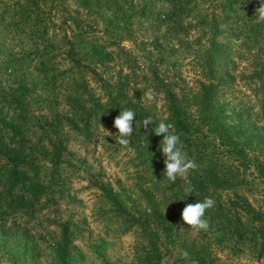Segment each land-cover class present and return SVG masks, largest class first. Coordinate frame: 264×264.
<instances>
[{
    "label": "trees",
    "instance_id": "16d2710c",
    "mask_svg": "<svg viewBox=\"0 0 264 264\" xmlns=\"http://www.w3.org/2000/svg\"><path fill=\"white\" fill-rule=\"evenodd\" d=\"M72 1L80 4L77 9H72ZM107 1L114 7L129 3L128 0ZM196 1L134 0V4L142 6L146 13L160 6L157 20L165 28L160 36L154 37L150 43H144L143 53H159L163 56L171 53H201L194 58L200 63L203 74L208 76L206 82L200 85L198 95L191 101L178 93L180 90L177 82L171 77L170 69H162L160 74L155 71L154 79L158 83L146 86V89L150 88L165 98L168 114L165 123L173 125L171 130L180 136L184 150L198 165V168L190 170L186 177H178L175 183L164 175L165 158L159 149L163 137L146 133L142 127V121L151 117L153 124L149 125V129L155 128L158 125L155 115L152 116L146 111L144 113L142 108L140 113L136 112L134 131L129 138L156 181L152 184L156 191L153 187L142 191L147 207L152 209V212L144 214L146 219L132 217L134 223L141 222V231L147 238V253L143 264H165L166 254L163 250L170 248L190 254L193 252L199 264H217L215 251L219 247L233 255L253 253L256 256H264V209L256 207L245 195L246 190L243 188L247 184L243 169L247 170L245 163L249 162V156L244 143L239 141L241 131L238 129L241 127L231 123L234 116L242 111L229 107L225 94L227 88H231V78L226 76L227 72L220 73L222 67L235 62L234 53H260L257 59L255 56L251 57V64L257 67L253 73V85L255 83V91L264 90V21L259 20L256 14L260 3L256 0H209L208 7H198L195 10L194 3L191 9ZM248 2L249 6H246L244 3ZM86 3L89 5L91 2L0 0V90L4 87L15 94L9 104L15 108L12 117L0 110V154L5 156L8 162H13L12 169L5 173L11 177L9 181L3 175L2 169L0 181L3 187L10 190L9 196L13 199L39 202L45 197L47 203L56 202L53 195L50 196V179L42 180L39 170L30 172L18 147L9 153L1 134L6 132L20 136L21 142L25 144L23 130L26 128V116L44 109L52 111L51 108L60 105V98L68 91V98L79 97L82 82L78 76L82 69L89 68L84 64V58L87 60L94 55L97 59H93V64L101 66L110 58L111 53H114L107 52L106 46L96 42L91 37L89 27L84 25L83 11L86 9ZM189 17L194 20L199 34L195 40L191 35L192 23L186 21ZM193 44L198 45L196 51H193ZM257 45L259 47L256 50L254 47ZM118 49L116 53H132L120 46ZM54 53L66 56L70 67L65 70L55 69L53 59L57 56ZM25 67L37 69L47 80L44 97L35 95L33 88L20 73V69ZM93 72L98 74L95 70ZM66 73L71 82L62 92L57 93L59 86L56 78ZM131 83L129 75H119L116 81L109 84L105 82L102 86L106 88V96L111 100L109 103L101 101L102 105H95L91 111L92 116L108 112L112 118L118 116L130 102L129 92L141 91L137 87H131ZM35 101L37 104H34ZM194 107L195 110L191 111ZM262 107L264 115V104ZM75 128L82 135H92L88 119H85L82 125L76 124ZM48 133V141L54 150V166H58L67 150L63 131L51 128L50 131H45L46 135ZM211 136L218 141V145L213 148H210ZM229 154L231 160L232 154H236L240 163L235 164L232 161L227 167L222 165L219 157H227ZM8 164H5L6 168L9 167ZM162 185L165 189L158 193ZM189 187L193 188L191 193L185 191ZM158 194L176 203L175 208L166 215L160 212L162 208L160 209ZM118 196L110 190L111 199L116 200ZM205 197H212L216 202L215 206L205 213V217L210 221V228L208 231H196L198 236L195 238L198 243L186 245L177 240L181 231L191 229L181 219L182 210L186 204L203 201ZM116 202L120 204L117 200ZM123 206L121 204L120 209H127ZM63 248L67 255V242ZM181 263L184 264L183 260Z\"/></svg>",
    "mask_w": 264,
    "mask_h": 264
},
{
    "label": "rangeland",
    "instance_id": "374dc122",
    "mask_svg": "<svg viewBox=\"0 0 264 264\" xmlns=\"http://www.w3.org/2000/svg\"><path fill=\"white\" fill-rule=\"evenodd\" d=\"M128 1L115 7L107 0H89L91 3L85 4L84 25L91 30V37L106 46L107 52L114 53L101 66L93 64V59H97L94 55L87 60L84 58V64L89 68L82 69V73L78 74L82 82L80 96L68 98V91L60 98L61 104L53 106L52 111L44 109L28 114L26 128L23 130L25 144L21 142L20 136L6 132L1 134L9 153L18 147L30 172L39 170L42 180L50 179V196L53 195L56 202L47 203L45 197L39 202L13 199L9 196L10 190L3 187L0 181V264H143L147 253V238L141 231V222L134 223L132 217L146 219L144 214L152 212L147 207L142 191L150 187L156 191L152 185L156 181L142 156H138L130 138L127 147L116 142L118 130L113 126L114 118L110 113L92 116L91 111L101 101L109 103L111 100L106 96V88L102 86L105 82L109 84L116 81L119 75H129L133 83L130 86L141 91L129 92L130 102L125 109L140 113L142 108L144 113L146 111L155 115L157 124L162 120L165 122L168 115L165 98L155 92L154 100L144 98V93L150 89H146V86L157 82L153 73L159 71L160 74L162 69H170L171 77L178 84V93L190 101L198 95L200 85L206 82L208 76L203 74L200 63L194 58L201 53H171L167 56L143 53L144 43H150L165 29L157 20L160 6L146 13L142 6L134 4V0ZM208 1L197 0L191 9L194 3L195 10L198 7L206 8ZM256 1L260 3V0ZM70 4L72 9L80 5L75 1ZM244 4L249 6V2ZM186 21L192 23L191 35L195 40L199 37L195 22L190 17ZM119 46L132 53H116ZM197 47V44H193V51ZM54 54L57 56L53 59L55 69L65 70L70 67L66 56ZM252 56L257 59L260 53H234L235 62L222 67L220 73L227 72L226 76L231 78V88H227L225 94L229 107L242 111L234 116L231 123L241 127L238 129L241 131L239 141L244 143L250 157L249 162L245 163L247 170L243 169L247 184L243 189L256 207L264 209V90H254L253 73L257 67L251 64ZM20 73L33 88L35 95L45 96L47 80L37 69L25 67L20 69ZM56 82L59 93L68 86L71 79L66 73L56 78ZM13 98L15 94L9 90L4 87L0 90V110L8 117L15 113V108L9 106ZM34 104H37L36 101ZM190 110H195V107ZM85 119L91 123L90 137L80 134L75 128L76 124H84ZM51 128L63 131L67 149L58 166H54L52 158L54 150L48 141L50 132L45 134ZM210 138V148L217 146L218 141L212 139V136ZM229 157L230 154L227 157L220 156L219 162L226 167L232 161L240 163L236 154H232V160ZM8 161L0 154V169L7 180L11 177L5 173L13 166V162ZM6 163H9L8 168L5 167ZM162 189L164 191L165 186L159 187L158 193ZM110 190L119 195L116 198L119 205L109 197ZM158 197L162 208L160 212L163 214L175 208L176 203L172 199H165L161 194ZM121 204L127 209H120ZM196 235L195 230L186 229L181 231L177 240L186 245L197 244ZM66 242L67 255L63 248ZM163 251L166 254L165 264H182V260L184 264H191V260L197 257L192 252L189 253L190 259L186 260L182 257V250L173 251L170 248ZM215 254L217 264H264V256L253 253L233 255L219 247Z\"/></svg>",
    "mask_w": 264,
    "mask_h": 264
},
{
    "label": "clouds",
    "instance_id": "9594fccd",
    "mask_svg": "<svg viewBox=\"0 0 264 264\" xmlns=\"http://www.w3.org/2000/svg\"><path fill=\"white\" fill-rule=\"evenodd\" d=\"M256 14L259 20L264 21V0H260V6L256 10ZM144 98L152 101L155 99V93L152 89H149L144 93ZM135 118L136 113L131 109L120 111V114L114 118L113 126L118 130L116 142L119 145L123 147L129 145V137H131L134 131L133 122ZM152 124L153 120L151 117H146L142 121V127L146 133H154L158 137H163L160 141L159 149L165 158L163 161L165 166L164 175L169 181L175 183L178 177H186L190 170L198 168L195 161L190 159L184 150L180 136L174 130H171L173 129V125L165 123L162 120L155 128L149 129V125ZM146 136L148 137L147 134ZM185 191L191 193L193 188H186ZM215 203L212 197H205L203 201L186 204L181 213L183 223L198 232L208 231L210 221L205 217V213L207 210L212 209ZM182 257L186 260L190 259L187 251L182 252ZM191 264H198V262L191 260Z\"/></svg>",
    "mask_w": 264,
    "mask_h": 264
}]
</instances>
